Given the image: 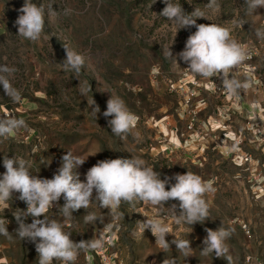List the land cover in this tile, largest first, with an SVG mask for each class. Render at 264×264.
<instances>
[{"label":"rangeland","instance_id":"374dc122","mask_svg":"<svg viewBox=\"0 0 264 264\" xmlns=\"http://www.w3.org/2000/svg\"><path fill=\"white\" fill-rule=\"evenodd\" d=\"M32 2L45 9L44 33L36 42L17 35L15 21L22 14L19 9L24 0H0V66L14 69L5 75L21 94V100L14 102L0 85V117L10 114L27 124L0 139V175L6 171L4 156L16 155L31 161L32 175L51 179L69 151L86 160L77 169L82 181L98 161L131 156L143 158L161 179L193 172L214 188L204 197L210 217L203 224H177L170 213L139 201L123 203L119 215L93 202L87 211L100 217L94 225L85 224L83 208L73 212L67 223L59 206L47 215L64 223V231L71 233L74 242L98 238L110 227L116 232L112 250L120 264H163L165 257L172 256L178 258V264H227L215 254H201L205 229L223 226L234 230L226 241L232 264H250L247 257L264 249V194L257 193L253 182L258 172L264 173V108L259 111L260 119L252 121L251 107L243 100L253 93V73L246 72L247 66L255 65L256 80L261 81L256 63L264 60V39L257 37L255 29L264 27V7L249 12L245 0H217L219 8L209 9V0H174L187 13L195 8L204 11L206 17L197 19V24L228 28L254 54L230 71V77L248 85L231 96L221 77L195 75L178 58L196 28L178 30L174 22L160 16L166 6L163 0ZM65 47L85 57L78 75L63 69ZM168 48L177 62L167 57ZM90 85L87 97L100 108L96 119L91 115L95 105L90 107L87 97L80 94ZM111 94L119 95L138 116L134 130L140 134L138 139L130 134L122 141L111 133L108 120L112 117L103 116ZM242 153L250 154L252 160L238 165ZM174 183L170 179L166 188ZM18 195L14 192L13 199L0 205V219L9 221L12 237L0 235V264H37L35 244L21 241L14 233L18 224L13 213L27 208ZM58 203L63 205V199ZM173 203L179 215V201H169L165 207ZM147 217L168 225L171 233L166 240L170 244L175 236L189 239L192 256L184 259L175 245L164 253L150 229L144 231L137 223ZM25 222L30 223L31 217ZM84 255L81 251L76 264H89Z\"/></svg>","mask_w":264,"mask_h":264},{"label":"clouds","instance_id":"9594fccd","mask_svg":"<svg viewBox=\"0 0 264 264\" xmlns=\"http://www.w3.org/2000/svg\"><path fill=\"white\" fill-rule=\"evenodd\" d=\"M245 2L249 12L264 7V0ZM163 3L166 6L159 15L174 22L178 30L192 26L196 28V31L188 36L184 49L177 54L178 58L188 65L187 69L204 78L221 77L223 88L231 96L237 95L240 89L247 88L246 83H242L235 76H229L231 70L238 68L249 57L246 46L234 39L228 28L214 23L197 24V19L206 17L201 9L195 8L191 13H187L181 4L175 3L174 0H163ZM206 7L218 9L219 5L217 0H209ZM19 12L22 14L15 21V25L18 26L17 35L32 42L39 41L45 27L43 5L33 3L32 0H24ZM255 33L258 38L264 39V27L255 29ZM65 51L66 59L61 63L63 69L78 75L85 66L84 55L67 47ZM167 57L174 58L170 48L167 49ZM174 59L177 62V59ZM12 72L14 69L6 65L0 66V85L5 94L17 102L21 100V94L5 75ZM90 90L91 85L82 88L80 94L87 97ZM87 102L90 107L95 105L91 115L96 119L97 113L100 112L99 106L93 98L89 100L87 97ZM103 116L112 117L108 120L111 133L122 141L130 134L139 138V132L134 131L139 118L119 95L111 94ZM26 127L25 120L13 115L0 117V139L8 138ZM85 161L70 151L66 152L61 157V164L53 177L41 179L31 174V161L24 157L14 155L9 158L5 155L3 158L6 171L0 175V205L13 199L14 192L19 193L17 198L27 205L26 210L13 213L18 224L14 233L21 241L27 240L35 244L37 264H76L81 251H99L104 248L106 241L103 236L74 242L70 238L71 233L64 231V223L71 221L74 217L73 212L81 208L87 213L84 215L86 225H94L100 220L95 211H87L93 202H97L101 208L108 209L114 215H119L118 209L123 203L134 205L139 201L170 213L177 224L186 223L191 226L196 223L203 224L210 217L209 204L204 197L207 193L213 192L214 188L198 174L187 171L161 179L160 173L155 171L153 166H149L143 158L131 156L98 161L88 169L85 180L82 181L77 169ZM170 179H174L175 183L166 188ZM61 198L64 201L63 205L58 203ZM173 200L179 201V215L176 214L177 204L173 203L170 208L165 207ZM57 206L64 223L47 215L50 209ZM29 216L31 222L26 223ZM8 223L9 221L5 223V220L0 219V235L12 238L7 228ZM137 223L144 231L150 229L155 237V244L164 253L172 250L171 245H175L176 252L184 259L192 256L193 248L189 239L175 236L171 244L166 240V235L171 232L168 225L162 223L160 219L147 217L145 221ZM205 231L207 235L203 240L201 254L204 256L215 254L216 257L225 259L227 264H232L233 258L229 254L226 241L234 230L220 226L216 230L206 228ZM163 264H178V258L165 257Z\"/></svg>","mask_w":264,"mask_h":264},{"label":"built area","instance_id":"2783aa9c","mask_svg":"<svg viewBox=\"0 0 264 264\" xmlns=\"http://www.w3.org/2000/svg\"><path fill=\"white\" fill-rule=\"evenodd\" d=\"M254 54L250 53L248 59H251ZM255 66H247L246 72L247 73H253L255 71ZM238 165H241L246 162H250L252 160L251 155L247 153H242L238 156ZM254 185L255 190L259 194H264V173L258 172L256 177H254ZM163 217H166V214H163ZM243 230L245 233L249 234V229L246 227V225H242ZM103 236L106 244L102 250L96 251V250H89L85 252L84 258L88 260H97L99 264H120L117 261V256L113 252L112 247L117 241L116 232L113 231L110 227L104 229L100 234L99 237ZM98 237V238H99ZM246 261L250 264H263L261 259L253 258L248 256Z\"/></svg>","mask_w":264,"mask_h":264},{"label":"crops","instance_id":"0c3cea01","mask_svg":"<svg viewBox=\"0 0 264 264\" xmlns=\"http://www.w3.org/2000/svg\"><path fill=\"white\" fill-rule=\"evenodd\" d=\"M255 66V65H254ZM256 66L258 68V71L260 73H257V75H261V81L256 80L257 76L256 72H253V81H251L250 88L253 90V93L249 94L247 97H244L243 103L247 105L248 107H251V112L253 117H249L250 120H255V119H260V113L259 111L264 108V60L259 61L256 63ZM263 81V82H262ZM263 244H264V239H263ZM253 258H258L263 261L264 264V249L257 252L255 251L252 255ZM87 261V260H86ZM89 264H93V262H98L97 260H88L87 261Z\"/></svg>","mask_w":264,"mask_h":264},{"label":"bare ground","instance_id":"6f19581e","mask_svg":"<svg viewBox=\"0 0 264 264\" xmlns=\"http://www.w3.org/2000/svg\"><path fill=\"white\" fill-rule=\"evenodd\" d=\"M172 135H173V134H172ZM172 139H173V140H175V141H178V140H177V138H176V137H174V135H173Z\"/></svg>","mask_w":264,"mask_h":264}]
</instances>
